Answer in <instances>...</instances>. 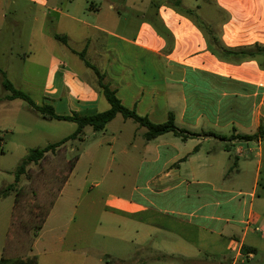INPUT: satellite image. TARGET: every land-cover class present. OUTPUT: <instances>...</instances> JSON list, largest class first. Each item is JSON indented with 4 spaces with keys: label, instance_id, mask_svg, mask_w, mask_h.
Instances as JSON below:
<instances>
[{
    "label": "rangeland",
    "instance_id": "374dc122",
    "mask_svg": "<svg viewBox=\"0 0 264 264\" xmlns=\"http://www.w3.org/2000/svg\"><path fill=\"white\" fill-rule=\"evenodd\" d=\"M145 1L49 0L41 7L26 0H0V70L36 105L48 103L62 116L74 112H68L61 75L49 71V61L53 57L67 63L97 85L94 71L79 57L84 49L80 47L85 45L83 37L90 39L84 60L104 76L103 83L110 88L124 93L134 91L141 82L152 83V77L169 74L162 58L93 31L99 24L132 36L139 14L147 7ZM183 2L198 15L202 27L209 22L218 28L223 18L216 16L212 0H200L208 7L206 11L201 8L202 12L194 7V0ZM55 9L80 18L84 25L62 18ZM63 32L71 35L68 44L50 38ZM123 77L130 80V88L125 89L120 82ZM171 90H180V84L169 82ZM8 94L0 75V188L14 184L13 172L29 150L59 142L76 127L71 122L42 119L23 100L1 105ZM104 106L108 103L102 98L97 110ZM157 108L159 114L167 110L164 98ZM168 110L174 113L176 125L182 127L180 101ZM159 114L150 120L157 123ZM144 132L145 128L129 119L124 123L119 116L103 131L85 127L80 141H68L38 164H30L10 195L0 200V243L14 200L8 245L0 264H12L17 257L26 264L31 260L34 264H185L180 253L194 255L193 264L233 261L235 254L225 250L227 232L224 230L222 237L217 233L227 219L237 217L236 202L242 196L236 194L252 191L255 169L242 168L244 161L235 159L234 147L224 151L226 143L219 139L204 141L193 136L182 141L167 133L147 142ZM244 144L241 142L246 148ZM205 152L215 159L206 160ZM254 153L250 166L255 165ZM263 184L264 170L258 193L263 191ZM231 197H235L233 201H229ZM244 199L249 202L248 197ZM112 200L141 209L135 214L119 213L105 207ZM54 204L43 239L30 254L42 233L40 225ZM253 209L261 211L258 202ZM62 223L66 225L62 244L53 252H45L42 244L54 243L49 230ZM260 232L256 236L263 234ZM253 256L240 257L234 264H264V241L258 243Z\"/></svg>",
    "mask_w": 264,
    "mask_h": 264
},
{
    "label": "crops",
    "instance_id": "0c3cea01",
    "mask_svg": "<svg viewBox=\"0 0 264 264\" xmlns=\"http://www.w3.org/2000/svg\"><path fill=\"white\" fill-rule=\"evenodd\" d=\"M26 1L41 7H45L49 2V0ZM181 1L184 8L193 12L189 5L185 4L183 0ZM212 3L214 6H210L215 9L216 16L219 15L223 18L218 28L217 26L216 28L212 26V28L217 32L220 42L225 47L264 46V0H212ZM144 4L147 7L144 6L145 12L139 14V25L132 36L120 35L114 30L106 29L104 25L99 24L93 27V31L122 41L136 51L140 50L162 58L169 74L163 75V73H160L158 77H152V83L141 82L132 92L121 93L116 88L111 89L116 92V96L124 107L134 109L138 115L147 116L149 120L153 116H158L157 106L159 100L164 98L167 110L161 111L157 124L165 122L169 113L174 115L168 108L175 101H180V120L183 121V125L182 127L176 125L178 128L185 131L195 130L191 134H198L195 136L203 138L204 141L208 138L224 141L226 143L224 151L229 152V146H233L235 159H243L242 168L248 169L251 167L255 169L252 191L249 193L238 191L236 194L242 196V200L236 202L237 217L227 219L223 230L217 233L218 236L222 237V232L224 230L227 232L226 237L223 238L226 241L225 250L235 254L233 261L231 260L229 264H234L240 257L253 259L258 243L264 241V184L262 186L263 191L258 193L260 177L264 170V140L245 141L232 139V136L253 135L260 125H264V55L239 62L222 60L211 51L204 30L200 29L192 18L170 7L164 0H147ZM193 5L199 11H201V8L204 11L208 8L200 0H194ZM92 7L90 9H96ZM55 13L69 21L84 25L80 18L68 15V13L59 9H55ZM206 24L212 25L209 22H206ZM162 32L170 36L169 41L162 35ZM54 35L65 36L67 44L71 40L69 32L53 34L50 38L54 39ZM82 42L85 45H81L80 48H84L81 52L85 53L90 39L83 37ZM49 68V71L54 70L61 75L60 83L65 87V95L67 96L63 99L67 101L68 112L89 115L109 108L108 105L107 107L104 106L105 109L97 110L101 107V99H104L97 85L82 78L70 65L64 62L60 63L59 60L52 57L49 61ZM118 77H120L119 74ZM120 82L124 84L125 89L131 87L130 80L127 78H121ZM169 82L180 84V90L176 92L174 90L168 91ZM145 93L146 96H144ZM4 102L8 103L7 100H3L1 105ZM55 114L62 116L59 113ZM72 114L66 113L64 116H71ZM119 116L117 115L111 122ZM123 122L125 123L124 119ZM197 129H200V131L197 132ZM207 133L224 136L227 139L222 140L215 136H206ZM241 142H245L246 148L241 146ZM251 142L255 144V147L249 146ZM198 153L199 149L194 154ZM253 153L256 158L255 165L250 166L249 164L254 160ZM205 154L203 156L206 160H209L208 157L213 160L216 157ZM250 156L252 160H248ZM186 158L185 156L180 161H184ZM234 166H236V163H234ZM196 167L200 168V165ZM244 197H248L249 202ZM234 198L231 197L229 201H233ZM254 202L259 203L261 209L259 213L253 209ZM54 207L55 204L50 207L51 209L46 214L42 225H40L42 233L32 244L30 254H32L33 247L43 239L47 221L53 214ZM105 207L124 214H135L141 209L140 206L122 203L120 200L108 201ZM13 211L14 200L10 223L4 240L0 243L1 257L5 256V250L7 249ZM65 226V223H62L56 230H49V239L53 240L54 243L42 244L45 252H53L58 248V245L62 244L64 240L63 233L66 231ZM260 230L263 234L256 236V233H261ZM58 232H62V234L57 235ZM182 240L192 246L190 242ZM243 246L254 250V252L244 254L242 252ZM180 256L184 258L185 264L194 263V255L180 253ZM87 258L88 256L84 257V259ZM15 260H20V257L15 258L13 261Z\"/></svg>",
    "mask_w": 264,
    "mask_h": 264
},
{
    "label": "trees",
    "instance_id": "16d2710c",
    "mask_svg": "<svg viewBox=\"0 0 264 264\" xmlns=\"http://www.w3.org/2000/svg\"><path fill=\"white\" fill-rule=\"evenodd\" d=\"M164 2L170 7L176 9L178 12L192 18L194 23L200 29L204 30L211 51L220 59L231 62H239L245 59H253L257 56L264 55V46L254 45L252 47L241 48L225 47L220 42L218 34L217 32H215V30H213L212 26L206 24L205 27H202L198 21V18L194 16L192 10L186 9L182 6L181 0H164ZM162 35L166 38V40H170V36L167 33L162 32ZM54 39L63 44H67V39L65 36L54 35ZM79 57L84 61V64L86 66L90 67L94 71L96 77L98 78L97 87L109 105V108L107 110L89 115L73 113L71 116H57L54 113L52 106L48 104L38 106L26 93L20 90H16L7 80L5 74L0 70L2 88L4 91L9 92V94L5 96V100H23L28 104L31 110L39 115L42 119L71 122L76 126L73 133L62 139L61 141L49 144L43 148H34L29 150L28 154L19 162L13 172L14 184L9 185L5 188H0V200L10 195V192H12V188L19 183L20 177L26 174V169L30 164H38L48 153H54L68 141H80L83 137L85 127H90L95 132L103 131L108 123H110L117 115H120L124 120H132L138 126L145 128L143 138L147 142L152 141L167 133H171L173 136L181 138L182 140H186L189 137L198 135L188 133L187 131L178 128L175 124L174 115L172 113L168 114V118L165 122L157 124L151 122L147 116L138 115L134 109H128L124 107L116 96V92L107 84L103 83L104 76L84 60L83 52L79 54ZM205 135L215 136L222 140L227 139L224 136L213 133H207ZM232 139L245 141L257 139L264 140V125H260L257 132L253 135H235L232 136ZM251 251L252 253L254 252V250L248 249L246 246L242 247V252L244 254L251 253ZM14 263L26 264L25 262H22L20 260H15L12 264ZM30 264H34L32 260L30 261Z\"/></svg>",
    "mask_w": 264,
    "mask_h": 264
},
{
    "label": "built area",
    "instance_id": "2783aa9c",
    "mask_svg": "<svg viewBox=\"0 0 264 264\" xmlns=\"http://www.w3.org/2000/svg\"><path fill=\"white\" fill-rule=\"evenodd\" d=\"M238 252H239V250H238Z\"/></svg>",
    "mask_w": 264,
    "mask_h": 264
}]
</instances>
